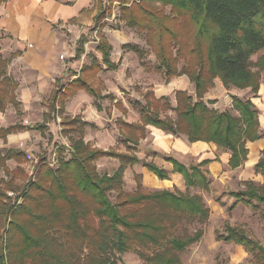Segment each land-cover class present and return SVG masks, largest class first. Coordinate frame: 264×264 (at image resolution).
I'll list each match as a JSON object with an SVG mask.
<instances>
[{"label": "trees", "instance_id": "trees-1", "mask_svg": "<svg viewBox=\"0 0 264 264\" xmlns=\"http://www.w3.org/2000/svg\"><path fill=\"white\" fill-rule=\"evenodd\" d=\"M109 2L111 7L118 2L120 20L144 36L156 58L155 70L163 71L167 79L187 75L194 84L195 97L187 90H179L175 93L176 105H172L168 97L158 99L148 92L144 104L134 101L140 107L141 123L119 120L124 127L122 141L126 152L118 147L104 150L85 143L86 122L82 117L63 116V131L79 136L72 141L73 152L69 157L62 156L56 169L42 166L23 187H19L17 177L24 174L20 164L27 161L26 153L14 148L0 150V168L8 179L0 181V264H120V256L126 253H135L144 264H182V253L202 239V226L210 218L211 210L203 196L189 190L211 189L212 179L206 166L212 160L186 166L174 157H165L172 164V173L182 175L184 192L177 188L148 191L141 175L136 176V190L124 192V172L126 167L140 162L132 151L146 136V126L174 136L184 135L190 143H214L230 153L231 169L244 165L248 142L259 140L264 134L260 111L250 98L233 95L231 109L222 111L210 108L204 99L217 78L226 88H251L255 95L258 93L264 54L256 63L252 58L264 50V0ZM166 6L171 8L168 13ZM111 7L99 11L95 18L101 62L93 59L66 88L59 86L52 92L45 121L35 129L45 131V123L55 119L56 114L63 115L67 97L79 90L93 95L97 108L102 109L99 101L106 96L90 81L104 66L118 68L111 59L112 45L103 33ZM84 41L82 36L80 44ZM82 46L77 57L84 51ZM123 48L135 52L141 65L151 71L139 45L127 44ZM9 64L0 48V114L9 104H20L16 94L19 83L8 73ZM168 111H173L175 117L164 115ZM23 129L19 124L0 128V138L6 140L9 134ZM103 156L119 158L121 165L112 174H102L96 161ZM11 159L18 164L15 170L7 165ZM144 166L161 180L171 179L165 168L153 163ZM255 170L264 176V149ZM243 185L244 189L229 192L235 199L229 210L243 203L259 212L264 224V184L246 180ZM8 191L15 196L8 195ZM114 191L117 196L112 201L110 193ZM195 223L200 227L191 231ZM225 229V234H217V240L243 246L256 264H264V246L258 240L239 227L227 224Z\"/></svg>", "mask_w": 264, "mask_h": 264}, {"label": "rangeland", "instance_id": "rangeland-1", "mask_svg": "<svg viewBox=\"0 0 264 264\" xmlns=\"http://www.w3.org/2000/svg\"><path fill=\"white\" fill-rule=\"evenodd\" d=\"M9 1L11 0H1L0 8H2V6H4V4ZM91 1L93 7L89 8L88 4L86 5L87 7H85V23H82L79 19H77L74 23H70L75 24L74 26L72 25L71 28L63 26L60 28L63 36L65 35L67 38H69L72 44L75 43V48L80 46V40L83 35L87 37V40L85 41V51L83 52L84 58H80L81 61H78V58L74 60L72 57L64 60V62L59 60L60 68H66L65 75L61 77V84H64V86L69 81L77 78L76 74H78V70H80L83 65L90 64L93 59H97L99 61L102 60L101 56L98 58L96 55V48L99 45V37L97 35L98 30L95 29V18L99 11L107 9L111 6L109 0H106L105 4L103 0ZM156 4L158 6H161V3ZM114 5H116L118 9V11H115V13ZM119 8V3L114 2L113 6L110 9L111 13L108 17L111 19L110 23L113 29L126 27L124 21H122L124 25L121 26L122 22L120 20ZM164 8L167 13L170 12V6H166ZM94 10H96L97 13L93 16L92 13L94 12ZM91 20L92 24L87 26L86 24H88V22ZM83 31L85 33H83ZM0 34V36H4L2 34V31L0 32ZM138 42L140 44L137 45H139L146 53L145 63L148 65V68H151V72L148 71L151 74L146 75L145 73H142L140 75L139 73H135L133 68H140L139 65L142 66L141 59L138 57V55H136L135 52L129 53L127 55V51H124L123 53L125 54L120 57V61L118 63L115 62V64H118V69L115 71L106 72L101 77V80H105V82L107 83V86L110 88V92L115 94L118 100H121L128 106L126 115L125 113L123 114L125 110L121 105H117V107H120V110H118L117 108V110H115L114 102L112 101L113 99L105 100L104 105L106 110L102 113L101 118H98L96 116V113L93 111V101L91 100H86L85 98L79 100H70L71 102L69 101L70 103L67 104L66 114L70 116H78L80 114V116H83L85 120L90 121L89 123H86L83 139L85 143H90L93 147L107 150L105 148L112 146V143L114 142L116 144L115 147H118L119 151H127L122 141L123 137L120 136L115 141L113 135H116L117 131L124 130V127H122V125L119 123V120H123L124 122H126L123 119L124 116H126L127 120H134L137 119L138 116H140V107L138 108L135 105L134 101L139 100L144 104L145 100L142 97H144L146 93L153 92L154 96L159 99L161 97L157 96L161 95L162 91L164 90L166 92L165 97H168L171 101V104L175 105V93L177 91H170L169 89L171 86V80L174 77L171 79H167L163 71L155 70L154 67L156 66V58L147 46L144 36L140 35V37L138 38ZM62 52L63 51L59 52V54ZM263 54L264 50H261L260 52L255 54L252 58L253 62L256 63L258 58ZM5 58L9 61H11L12 59L7 56ZM118 58L119 57H116V59ZM143 68L145 67L143 66ZM145 76H149L148 79H146ZM139 81H142V83L144 81L147 83V85L145 83L140 85ZM263 82L264 73H262L260 86ZM93 83H95L97 86L99 85L98 82H96V79ZM101 87L103 89H106L102 85ZM101 87L99 85L98 89H100ZM145 87L147 88V90L145 89ZM230 88H235V90H242L234 86ZM239 92L240 93L237 96L247 98L246 96H243L242 91ZM226 94V99L228 101L227 109H231L232 96L234 94ZM192 95L195 97V93ZM251 96L253 98L256 97L253 92L249 97ZM47 102L48 101L46 100L43 101L41 105H31L29 109L28 107L23 106L22 103H20L17 107L9 104L6 111L3 114L1 113V115L3 116V127H9L14 124H19L24 126V128L26 129L25 131H21L15 134L17 135V137H15L16 139L23 140L26 138L25 141L27 142V147H24V150L29 151L26 155L27 162H29V165L31 166L28 173L24 172V174H19V176L17 177V183L19 187H23L25 184H27V182L33 180L38 175V172L42 166H48L52 169L58 168L60 165L61 157H69L73 152L72 141L79 139V136H77L75 133L63 131V128H61L62 126L60 125L61 119L59 117L49 123L48 128L45 131L33 129L35 128V126L43 122V114L47 110ZM210 103L212 104V102ZM209 107L214 108L211 106ZM113 110H115V116ZM233 113L237 115L236 112L233 111ZM164 115L175 117V113L173 111H168L164 113ZM139 123H141V118ZM146 136L139 141L138 145L135 147L136 149L132 151V153L140 159V162L126 167L123 176L124 192L132 193L136 190L137 182L139 181L136 177L137 175H141L142 178L140 179L142 180L145 189L148 191L163 189L175 190V188L183 192L186 191L185 185H180V188L175 185L176 177L171 176L172 164L165 160V157L169 156L168 153L153 151L151 148H149L150 150L145 153L140 152V148L138 146L140 145L141 141L146 138ZM16 146L17 145L14 140L10 143L7 139L4 140L0 138V150H2L3 152L9 149V147ZM219 151L220 149L218 150V152ZM28 155H32V162L29 160ZM218 155L219 153L217 154V156ZM177 158L186 166H191L199 163L198 160L195 159L188 160V158L184 159L179 156ZM144 163H153L158 167L165 168L170 173L171 182L164 183V186L162 187H151L149 185V180H144L143 175L140 174L142 168L145 167ZM248 163L250 165H253L254 159H251ZM8 164L12 170L17 167V163L14 160L10 161ZM96 164L100 173L112 174L114 172L113 170H116L121 165V162L119 158H115L112 156H103L96 161ZM209 165L206 166V169L210 170L209 177L212 179L211 189L209 191H205L195 188L190 189L189 192L191 194H200L203 196L205 202L211 210L210 218L208 222L202 226L204 230L202 239L198 243L191 246L184 253H182V264H256L252 256L244 249L243 246L233 242L228 243L224 242L223 240H217L216 236L217 234H225V226L229 224L231 226L239 227L245 230L250 237L258 240L264 246V224L259 216V212L253 211L251 207L243 203H238L236 207L229 210V207L235 202V199L229 195V192L244 189V180H253L260 185L264 184V176L257 174L254 171V168L249 169L246 166L232 170L230 166L224 167L223 169H220V167L218 166L214 169ZM1 180L8 179L4 170L0 168V181ZM172 185L173 188L171 187ZM10 193L11 192L8 191V195L12 197L15 196L13 193ZM116 196L117 192L114 191L110 193V199L112 201H115ZM21 201L22 200H19V203H21ZM261 207L262 209H264V205H261ZM198 227H200V225L195 223L191 225L190 230L193 231ZM120 264H144V262L135 253H126L120 256Z\"/></svg>", "mask_w": 264, "mask_h": 264}, {"label": "crops", "instance_id": "crops-1", "mask_svg": "<svg viewBox=\"0 0 264 264\" xmlns=\"http://www.w3.org/2000/svg\"><path fill=\"white\" fill-rule=\"evenodd\" d=\"M103 1L105 4L106 0ZM91 2V0H11L4 4L2 8H0V32L2 31V34L4 35L0 36V48L2 54L5 57L7 56L9 58H12L8 66V73L19 82V87L17 89V100L19 101V103H22L23 106H26L29 109L31 105H41L43 101H48V99L52 95V92L60 86L61 77L65 75L66 71V68H60V61L64 62L60 59V54L64 52L67 54L68 58L72 57L74 60L78 58V61H81V59L84 58L83 52L85 51V41L87 40V37L83 35L85 37V41L84 44H80V46L83 45L82 47L84 48V51L81 53L80 57H77L76 53L80 46L75 48V43L72 44L69 38H67L65 35L63 36L60 28L62 26L71 28V26H74L75 24L70 23H74L77 19H79L80 22L85 23V7H87L86 5L88 4L89 8H92L93 4ZM115 11H118L116 5H114V13ZM96 13L97 11L94 10L92 15L94 16ZM105 21H107V25L103 28V33L108 38L113 48L111 52V59L114 63H118L120 61V57L125 54L123 53L124 51H127V55L129 53H133L131 49H122L123 46L127 44H140L138 42V38L140 37V35H138L132 28L121 27L122 25H124L122 21L120 29L112 28L110 23L111 19L109 17L106 18ZM91 24L92 20L89 21L86 25L89 26ZM83 33L85 32L83 31ZM61 51L63 52L59 54V52ZM96 55L98 58L100 56L102 57L101 52L97 48ZM116 57L119 58L116 59ZM92 62L93 60L90 64L86 65L89 66L92 64ZM86 65H83L82 68L78 70V74H76L77 78L79 77L83 67ZM139 67L140 68H133L135 73H139L140 75L142 73H145L146 75L151 74L149 73L151 71L148 72L146 68H143V66L139 65ZM117 69L118 68L107 69L104 66V70L100 71L96 75V78L93 77L90 81L97 89L99 85L100 87L102 85L104 86V88H106L103 89L101 87L102 89H98L103 96H106L104 99L99 101L102 107L101 110L97 108L96 98L93 95L87 93L85 90H79L73 95L67 97L63 106V115L56 114V118L52 121L56 120L59 117L61 119L60 125L62 126L63 116L71 118L76 117L66 114L67 104L71 102L70 100H79L83 98L93 101V111L96 113V116L98 118H101L102 113L106 110L104 105L106 99H113L112 101L114 102L115 110H120V107H117V105H121L125 110L123 114L125 113L126 115L128 106L121 100H118L115 94L110 92V88L107 86L105 80H101L103 74H105L106 72L115 71ZM145 77L146 79H148L149 76ZM95 79L99 84L98 86L93 83L95 82ZM73 80L65 84V88ZM143 83L147 85L146 82L143 81ZM143 83L142 81H139L140 85ZM170 85V91L187 90L191 95L194 94V84L186 75L175 76L171 80ZM61 86H64V84H61ZM145 89L147 90L146 87ZM64 91L65 90H63V92ZM239 91L243 92V96L250 98L254 105H256V107L259 109L261 128L264 131V82L261 84L258 93L255 95L256 97L253 98L252 96L249 97L252 93L250 88L242 90H235V88L227 89L224 86L222 80L220 78H217L215 80L214 86L210 88V90L206 93L204 99L209 106L222 111L228 108L226 93L239 95ZM165 94L166 92L163 90L161 95L156 96L162 97L166 96ZM209 102H212V104ZM46 107L47 110L43 114L42 123H44L45 115L48 111V105H46ZM115 110H113L114 116L116 115ZM81 117L84 122H90L89 120H85L83 116ZM2 118L3 116L0 114V128H6L3 127L4 125L2 124ZM123 119L131 124H139L140 122V116H138L137 119L134 120H127L126 116H124ZM52 121L45 123L47 125V128L49 123H51ZM61 128H63V126ZM25 130L26 129L19 130L7 136V140L10 143L14 140L17 145L16 147L9 148L23 151L26 154L29 152L24 150L27 147V142L25 141L26 138L23 140L15 138L17 137V135L15 134ZM146 132V138L143 139L138 146L141 153H145L150 150L149 148H151L153 151L168 153L169 156L174 157L177 160L178 156L184 159L188 158V160L195 159L198 160V162H201L205 159H210L212 160V162L209 166H212L214 169L218 166L220 167V169L229 166L228 162L230 153L223 150H220L218 152L219 149L214 143H207L204 141L190 143L187 140V137L184 135L174 136L151 125L146 126ZM120 136L122 137V131H117L116 135H113V138H115L114 140L116 141ZM115 146L116 144L113 142L112 146H109L108 148ZM247 147L249 149L248 159L241 167L246 166L249 169L254 168V171L256 172L255 165L261 158L262 151L264 149V134L259 140L248 142ZM218 153L219 155L217 156ZM251 159H254L253 165H250L248 163ZM10 161H13V159L7 161L8 167V163ZM20 166L24 169V172L28 173L30 171L31 166L29 165V162L25 161L24 163L20 164ZM140 174L143 175L144 180H149V185L151 187L158 188L164 186V183L171 182V179L160 180L154 173H152L145 167L142 168ZM171 176L176 177L175 185L179 188L181 187L180 185H185L184 179L181 174L172 173ZM171 187L173 188V185Z\"/></svg>", "mask_w": 264, "mask_h": 264}, {"label": "built area", "instance_id": "built-area-1", "mask_svg": "<svg viewBox=\"0 0 264 264\" xmlns=\"http://www.w3.org/2000/svg\"><path fill=\"white\" fill-rule=\"evenodd\" d=\"M60 59L61 60H66V59H68V56H67V54L66 53H62V54H60ZM28 157H29V160L32 162L33 160H32V156H30V155H28ZM11 194V193H10Z\"/></svg>", "mask_w": 264, "mask_h": 264}]
</instances>
